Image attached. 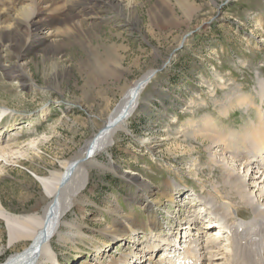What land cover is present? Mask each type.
Masks as SVG:
<instances>
[{
    "label": "rangeland",
    "instance_id": "obj_1",
    "mask_svg": "<svg viewBox=\"0 0 264 264\" xmlns=\"http://www.w3.org/2000/svg\"><path fill=\"white\" fill-rule=\"evenodd\" d=\"M134 1L110 7L87 1L81 12L91 11L93 14H83L97 19L80 27L81 20L88 21L74 16L75 0H52L42 18L50 20L49 31L56 35L54 48L52 44L28 48L29 33L23 43L13 45V50L0 47V64L13 65L10 73L0 68V109L11 113L0 119V127L14 124L15 116L19 117L12 132L0 134V145L6 144L7 152L0 161V203L16 215L33 211L40 215L49 198L32 170L45 175L61 170L102 127L124 89L154 69L157 71L140 93L137 108L126 120V129L113 134L108 153L118 171L135 172L160 189L169 178L181 186L182 196L175 204L163 201L155 207L159 231L165 237L170 228L184 227V218L193 210L191 204L197 202L198 195L206 196L212 183L235 201L244 219H249V210L222 184L219 169L208 167L205 143L194 140L189 130L177 131L181 124L204 113L216 117L220 104L216 100L223 101L226 94L242 91L259 101L255 89L258 81L264 83V0H195L198 7L188 17L172 3L171 23L169 17L159 22L150 16L155 0ZM24 4L33 10L40 8L38 1L30 0L18 6ZM251 117H256L255 110L237 107L221 118L220 126L241 129ZM29 124L33 125L25 128ZM146 138L159 145L147 148L141 143ZM184 147L191 151L181 152ZM97 157L94 161L108 162L106 153ZM85 167L89 173L83 190L86 203L75 205L65 219L77 220L92 238L87 243L77 242V249L55 236L52 245L61 264L90 262L93 250L88 244L107 240L99 233L111 218L105 207L117 203L127 211L129 196L137 190L134 181L119 174L91 162ZM189 192L194 193L192 201L185 198ZM131 209L144 211L140 201ZM145 217L142 213L141 218ZM182 230L180 245L184 241ZM8 240L6 224L0 219V263L31 243L28 237L11 244ZM227 242L224 240L223 246ZM102 245L107 253L103 261L108 254L128 251L118 240Z\"/></svg>",
    "mask_w": 264,
    "mask_h": 264
},
{
    "label": "bare ground",
    "instance_id": "obj_2",
    "mask_svg": "<svg viewBox=\"0 0 264 264\" xmlns=\"http://www.w3.org/2000/svg\"><path fill=\"white\" fill-rule=\"evenodd\" d=\"M30 1H38L40 8L33 10L28 4L18 6L23 0H0V47L5 46L13 50V45L17 42L23 43L28 33L32 37L27 40L25 46L30 49L51 44L53 47L55 44L56 35L53 31H49L50 20L42 18V15L48 14L50 8L47 3L52 0ZM87 1H100L110 7L119 5L123 1L132 3L134 0H75L74 16L80 18L84 16L82 19L87 18L88 21L81 20L80 27L92 24L97 19L95 16L83 14H90L91 11L81 12L85 9ZM155 2L156 6L150 16L165 22L169 17L170 23L175 9L170 4L175 3V6H178L187 17L198 7L195 0H155ZM6 65L0 64V68L10 73L13 65H9L10 67ZM153 71L154 69L145 71L124 89L102 127L73 157L63 163L61 170L52 171L48 175L41 174L36 169L32 170L36 180L43 187V193L49 198L40 215L36 213L37 211L16 215L6 210L0 203V219L6 224L9 243L27 237L31 240L29 245L14 252L0 264H61L52 245L55 236L62 244H70L77 249H79L77 242L87 243L92 238V235L82 230L77 220L68 222L65 219L67 212L75 205L86 203L83 199V190L89 179L88 169L85 167L89 162L99 169H106L128 181H134L137 190L129 196L130 209L127 211L120 209L117 203L105 207L104 210L111 218L99 229V233L107 239L102 241V244L106 243L108 246L110 241L118 240L127 247L128 251L120 252L117 256L108 254L106 261H103L104 255L107 254L103 245L90 242L88 248L93 250L92 260L90 262L84 260L81 264H264V83L258 81L255 89L259 101L242 91L226 94L223 101L216 100L220 103L217 107L218 116L204 113L197 120L193 118L187 120L177 131L183 133L189 130L187 133L194 140L199 139L201 143H205L208 167L219 169L222 184L228 186L227 189L230 188L229 191L235 194L239 202L249 210L251 217L244 219L235 201L228 199L227 193L222 192L212 183L206 196L198 195V206H196L197 202L191 204L190 208L193 210H190L191 212L184 218L186 221L184 227L179 230L170 228L166 238L159 231L161 224L155 207L158 208L163 201L175 204L178 197L182 196L181 186L175 182V179L169 178L166 180L165 188L160 189L147 184L135 172L118 171L117 164L108 153L109 146L113 142V134L117 130L126 129V120L137 108L140 93L150 81ZM56 74L55 72L54 77H57ZM237 107H244L248 111L255 110L256 117L249 118L248 123L242 125L241 129H222L221 118ZM9 113L7 109H0V119H4ZM18 120L19 117L15 116L16 123L19 122ZM14 124H3L0 127V134L5 136L12 132L16 128ZM31 125L33 124L25 128ZM141 143L146 147L149 146L147 148L159 145L155 141L153 143L150 138L142 140ZM4 147L0 145V161L7 153ZM189 149L184 147L181 152L191 151ZM102 153L108 154V162L94 161ZM196 160L197 158L193 159V166ZM192 171V174L196 175V172ZM201 186L204 188L203 183ZM192 195L194 193L189 192L185 198L192 201ZM139 201L144 207L142 213L147 216L145 218H141L142 213L131 209V206ZM195 207L198 208L197 211ZM62 226L66 229H62ZM181 230L184 240H180L182 245L179 242ZM224 240H228L227 247L223 246ZM206 260L208 263H204Z\"/></svg>",
    "mask_w": 264,
    "mask_h": 264
},
{
    "label": "water",
    "instance_id": "obj_3",
    "mask_svg": "<svg viewBox=\"0 0 264 264\" xmlns=\"http://www.w3.org/2000/svg\"><path fill=\"white\" fill-rule=\"evenodd\" d=\"M157 70H154L153 73L151 74L150 78L155 74Z\"/></svg>",
    "mask_w": 264,
    "mask_h": 264
}]
</instances>
